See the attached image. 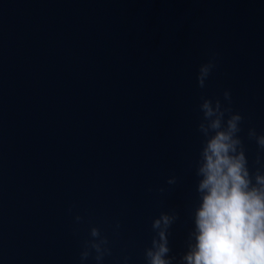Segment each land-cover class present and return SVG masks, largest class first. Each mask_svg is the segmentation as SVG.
Segmentation results:
<instances>
[{
    "label": "water",
    "instance_id": "95a60500",
    "mask_svg": "<svg viewBox=\"0 0 264 264\" xmlns=\"http://www.w3.org/2000/svg\"><path fill=\"white\" fill-rule=\"evenodd\" d=\"M225 90L254 169L264 0H0V264H82L91 227L109 240L103 264H146L168 211L180 264L198 204V106Z\"/></svg>",
    "mask_w": 264,
    "mask_h": 264
},
{
    "label": "clouds",
    "instance_id": "9594fccd",
    "mask_svg": "<svg viewBox=\"0 0 264 264\" xmlns=\"http://www.w3.org/2000/svg\"><path fill=\"white\" fill-rule=\"evenodd\" d=\"M215 67V58L200 65L201 89ZM231 103V92L225 90L223 102L202 96L198 106L202 114L197 126L202 145L194 164L198 204L180 264H264V133L247 129L248 140L259 149L258 167L250 168L240 135L244 117L233 111ZM175 183L174 176L167 180L169 185ZM178 219L175 211L161 212L153 219L154 235L144 249L146 264H173L176 257L170 255L169 235ZM75 220L79 223L82 217ZM111 254L108 238L98 227H91L80 253L82 264L89 258L103 264Z\"/></svg>",
    "mask_w": 264,
    "mask_h": 264
}]
</instances>
